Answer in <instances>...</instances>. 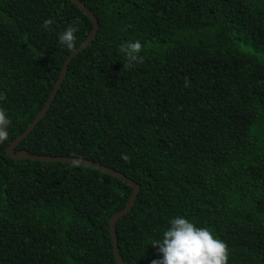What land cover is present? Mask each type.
Returning <instances> with one entry per match:
<instances>
[{
  "label": "trees",
  "instance_id": "trees-1",
  "mask_svg": "<svg viewBox=\"0 0 264 264\" xmlns=\"http://www.w3.org/2000/svg\"><path fill=\"white\" fill-rule=\"evenodd\" d=\"M81 1L97 37L17 150L93 160L141 186L117 223L124 264L158 258L152 243L177 215L226 241L229 264H264V0ZM74 23L68 50L58 34ZM92 29L72 0H0V106L12 121L0 144V264H117L110 220L132 186L7 153ZM136 39L144 61L130 67L121 48Z\"/></svg>",
  "mask_w": 264,
  "mask_h": 264
},
{
  "label": "clouds",
  "instance_id": "clouds-1",
  "mask_svg": "<svg viewBox=\"0 0 264 264\" xmlns=\"http://www.w3.org/2000/svg\"><path fill=\"white\" fill-rule=\"evenodd\" d=\"M53 20L45 18V29L52 25ZM78 25L70 24L58 34V44L71 50L76 42ZM143 45L139 39L129 41L121 48L127 60V65L132 67L144 61L142 54ZM189 85L186 77L184 86ZM3 92H0V101L4 100ZM11 119L6 109L0 106V144L9 138ZM121 159L127 161L128 155L121 153ZM152 245H158V258L151 264H229V247L226 241L215 235L208 227L197 226L192 220L183 215H177L169 219L168 226L164 229L162 239Z\"/></svg>",
  "mask_w": 264,
  "mask_h": 264
},
{
  "label": "water",
  "instance_id": "water-1",
  "mask_svg": "<svg viewBox=\"0 0 264 264\" xmlns=\"http://www.w3.org/2000/svg\"><path fill=\"white\" fill-rule=\"evenodd\" d=\"M83 12H85L90 19L93 22V29L91 33L89 34L88 38L77 48L75 49L70 56L68 57L67 61L65 62V65L61 71L60 77L57 80L47 102L44 108L38 113L36 118L33 120V122L29 125V127L19 136L17 137L9 146L7 149L8 156L15 159H32V160H39V161H51V162H67V163H76L80 165L90 166L97 168L99 170H102L116 178H119L125 182H127L129 185L133 188V193L131 194L128 204L125 208L117 212L110 220V230L113 236V242H114V251H115V257L117 264H124L123 257L120 253V247H119V240L117 235V223L120 220L121 217L128 214L130 211H132L133 207L135 206L137 197L141 191V186L137 184L134 180L127 177L126 175L122 174L121 172L116 171L113 168H110L106 165H103L99 162H95L93 160L80 158V157H71V156H48V155H39V154H33L27 150H17V147L19 144L25 140L29 134L33 131V129L37 126V124L47 115L49 109L51 108L53 102L56 99V96L62 87L66 76L68 74L69 66L72 60L83 50H85L97 37V34L100 29V23L95 14L87 8V6L81 1V0H72Z\"/></svg>",
  "mask_w": 264,
  "mask_h": 264
}]
</instances>
